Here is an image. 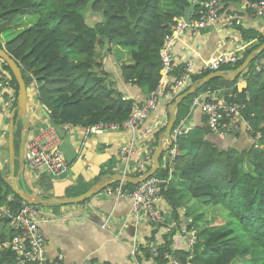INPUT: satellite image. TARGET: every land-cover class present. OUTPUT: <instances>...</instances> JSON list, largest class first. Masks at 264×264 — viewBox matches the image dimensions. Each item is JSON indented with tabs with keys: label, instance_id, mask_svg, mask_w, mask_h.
<instances>
[{
	"label": "trees",
	"instance_id": "trees-1",
	"mask_svg": "<svg viewBox=\"0 0 264 264\" xmlns=\"http://www.w3.org/2000/svg\"><path fill=\"white\" fill-rule=\"evenodd\" d=\"M161 1L125 0V10L122 0H99L91 11L87 8L88 0H0V31L10 28L26 15L33 13L38 17L35 24L3 46L0 44V49L4 48L17 62L24 77L36 82L38 102L49 111L57 126L121 125L136 105L158 90L163 80L159 50L164 37L171 33L187 6L186 0H168L173 4V12H166L159 9ZM103 6L107 7L105 16L110 15L109 38L103 37L97 30L100 24L91 27L84 19L86 14L96 19L92 12H100ZM229 29H237L245 42L253 43L239 61L219 69L220 72L233 73L264 42V34L244 29L241 25ZM99 38L102 40L99 41ZM105 41L109 44L106 52L103 50ZM112 44L128 49L129 64H118L116 67L123 83L138 91L140 99H126L122 92H118L117 82L110 78L113 75L111 64L97 55L98 48L108 55ZM72 53L82 59H73ZM261 59H264V51L256 55L248 68L233 81L213 79L177 106L174 127L188 116L195 98L205 103L219 86L228 87L222 96L241 105L243 122L240 128L250 131V135L243 132L250 143L246 145V141L234 133L220 139L207 132V119L201 115V124H197L192 136L175 139L172 176L163 191V198L171 202L182 191L179 185H187L186 193L190 200L218 207L227 216L221 218L223 223H210L209 228L202 232L192 248L190 260L188 252L172 254L165 246L157 250L154 262L169 264L165 258L169 255L178 264H264V63L256 70ZM0 61L4 72L11 77L17 94L13 75L5 62ZM184 64L177 65L169 77L170 83L183 72ZM208 74L201 69L194 70L191 80L179 95ZM173 102L172 99L157 100L154 111L160 107L165 110L157 137L166 127L168 108ZM156 121L157 117L150 123ZM20 130L21 125L17 124L15 139H19ZM257 133H260L259 140H255ZM159 164L162 166V156ZM149 169L145 168V171ZM166 174L167 171L160 168L155 176L165 177ZM122 186L127 191L136 187L130 183ZM8 194L11 198L7 200ZM23 203L11 191L0 170V208L13 215L20 211ZM5 219L7 217L0 212V226ZM200 221L202 218L194 223ZM6 224L7 235L0 232V264H15L14 254L2 247L13 236L8 219ZM194 228L197 229L196 225ZM237 229L240 231L238 235ZM189 232L186 231L187 234Z\"/></svg>",
	"mask_w": 264,
	"mask_h": 264
},
{
	"label": "crops",
	"instance_id": "crops-1",
	"mask_svg": "<svg viewBox=\"0 0 264 264\" xmlns=\"http://www.w3.org/2000/svg\"><path fill=\"white\" fill-rule=\"evenodd\" d=\"M222 9H224L223 12L236 13L244 29L264 34V21L250 16L237 2L226 3ZM0 43L5 44L4 41ZM251 44L253 43L245 42L241 38V33L237 29L222 28L220 25L200 30L196 34L187 29L176 40L173 57L177 65L191 62L194 69L199 70L209 59L222 53L236 52L242 58ZM103 58L112 66L113 75L110 78L117 82L118 92H122L126 99H140L141 94L121 80L116 67L118 63L109 54H104ZM0 72H4L1 62ZM224 73L232 74L231 72ZM34 83L33 81L27 87L29 126L26 130L23 152L35 131L48 128L44 124L41 113L33 105L32 96L36 92ZM227 89L228 87L219 86L211 93L222 96L223 92L228 91ZM12 96L16 97L14 90ZM144 98L145 96L142 95V99ZM3 104H7L6 107H2ZM14 108L15 104L11 102L10 96L0 88V170L8 186L13 182L12 167L9 165L8 128ZM164 112V108L160 107L151 113L134 134L123 130L92 131L82 126L62 127L70 134V142L77 152V157L63 174L58 176L44 174L38 177L29 173L24 162L21 165L19 159L21 132L27 123V118L26 116L14 118L17 120L16 123L21 125V130L19 139L14 138L16 129L13 132L15 153L13 176L16 180V187L21 192L38 196L43 202L37 208L40 212V229L44 236L45 254L50 261H56L61 256L63 264H159V261H151L154 258L151 253L152 249L160 251L161 248L167 246L172 254L191 252L188 246V238L191 236L186 233L183 223L188 218L193 222L190 228L194 225L197 227L198 222L194 223L196 219L208 217L209 213L190 215V209L198 206L200 201L188 199L186 203L181 204L176 201V198L168 202L162 197L159 204L163 216L162 224L154 228L141 219H134L131 212L132 202L117 193L119 185L112 186L116 183L85 201L78 202L76 199L101 183L110 181L109 178L112 176L121 173L120 162L123 149L130 143L134 149L129 165L130 175L135 173L138 164L146 168L151 165L152 155L159 143L165 149L162 154L163 168L171 149L167 140H162L161 135L156 136L164 121ZM200 115L203 116L199 107L193 106L188 116L180 120V123L187 128L188 136H192L197 124H201ZM156 117L157 121L150 123ZM240 132L242 133L238 134ZM243 132L245 131L240 128L239 124L237 132L233 135H239L248 145L250 141L247 136L245 137V133L246 135L248 133ZM187 188V185L185 187L179 185V189L184 192H187ZM121 190L125 191L123 186ZM10 198L11 194H8L7 200ZM50 200L51 202H48ZM6 223L7 221L2 227L0 226V232L4 229L8 232ZM207 227V225L204 226V228ZM196 232L200 237L201 228L199 232ZM132 250H135L138 255L133 256Z\"/></svg>",
	"mask_w": 264,
	"mask_h": 264
},
{
	"label": "built area",
	"instance_id": "built-area-1",
	"mask_svg": "<svg viewBox=\"0 0 264 264\" xmlns=\"http://www.w3.org/2000/svg\"><path fill=\"white\" fill-rule=\"evenodd\" d=\"M229 2H237L250 16L264 20V0H204L199 9L193 13L194 20H191L189 25L181 17L171 29V33L164 37L159 50L161 60L160 74L163 78L168 79V85L163 96L164 99H175L191 80L195 70L193 64L188 62L185 64L180 76L175 81L169 82L170 75L177 68V63L173 57V47L176 40L187 29L196 34L199 30L216 25H220L222 28L239 27L241 20L236 13L221 12L224 4ZM239 59L240 57L236 52L222 53L209 59L200 69L203 73L218 72L221 66L236 63ZM261 64L262 62L260 61L256 66L257 71L260 69ZM0 88L6 91L7 95L10 96L11 102L14 103L15 99L12 96L11 79L5 72L0 73ZM157 92L158 90L150 93L143 103L136 105L128 119L121 125L98 124L87 129H91L92 131L123 130L134 134L156 109L157 100H159L156 96ZM228 98L226 99L224 96H216L214 93H211L209 100L205 103L199 104L197 99L193 101V105H198L203 116L206 117L209 130L220 139L226 138L229 133L232 134L234 130L238 129V125L243 122L241 105L228 100ZM6 105L3 104L2 107H6ZM186 133L187 130L182 131L177 128L174 131V137L182 136ZM259 136L257 134V138ZM59 145L60 138L53 129L40 128L38 131H35L29 139L23 154V162L28 172L32 173L35 177L44 174L58 176L66 172L68 164L59 151ZM133 155L134 149L130 143L123 149L121 157V162L125 169H127ZM142 167V165H138L136 171L140 172ZM167 183L168 178L165 180L152 177L139 184L132 192H122L121 189H118L117 193L132 202L131 212L134 219H141V221L143 220L147 224L156 227L163 220L158 203L164 186ZM1 213L8 218V226L13 233L12 238L3 244L2 247L14 254L15 264H63L61 256L56 261H50L45 254V241L40 229V212L36 206L23 203L20 211L13 215L7 209H2ZM189 235L191 238H188V244L191 246L195 243V237L193 232ZM152 252L154 257H157L155 249ZM131 254L136 256L137 252L132 250ZM166 258L169 257L166 256ZM151 261L153 260L151 259ZM171 263L176 264L175 260H171Z\"/></svg>",
	"mask_w": 264,
	"mask_h": 264
},
{
	"label": "water",
	"instance_id": "water-1",
	"mask_svg": "<svg viewBox=\"0 0 264 264\" xmlns=\"http://www.w3.org/2000/svg\"><path fill=\"white\" fill-rule=\"evenodd\" d=\"M95 2V0H91V3L89 5V9L92 8V4ZM187 6L184 7L182 15H183V20L184 22L189 25L190 24V19H191V14L194 12V10L199 7L204 0H186ZM122 4L124 9H127L126 2L125 0H122ZM107 12V7L104 6L103 10L100 13V20H101V26L97 28L98 31H100L105 38L110 37V28H109V19L110 15L108 17L104 16V13ZM209 28V27H208ZM102 38H99V41H101ZM109 48V44L107 41H105L103 50L106 52ZM264 51V42L254 51H252L246 59L243 61V63L239 66V68L232 74L229 73H224V72H213L208 75H206L204 78H202L200 81H198L196 84L193 86H190V88L185 91L184 93L180 94L177 96L174 100V102L169 106L168 108V120L166 127L164 131L161 133L160 138L162 140H167L169 144H172L171 136L170 133L174 127L175 124V115H176V108L177 106L182 102L183 99L186 97L192 95L195 93L198 89H200L202 86L207 84L209 81L213 79H223L225 81H233L235 78H237L243 71L247 69V67L250 65V63L254 60L255 56L258 55ZM0 59L5 62L7 67L9 68L11 74L14 77V80L16 81L17 84V89H18V94H17V100H16V107L11 113L10 116V123H9V128H8V148H9V165L12 167V172H11V177L13 179V182L9 184V187L11 191L19 197L23 202L30 204V205H35L39 206L43 202L39 200L38 196H33L24 192H21L17 187H16V180L15 177L13 176V168H14V162H15V153H14V147H13V132L16 129V122L17 120H14V118H20L22 116H26L27 123L24 125V128L21 132V147H20V164H23V146H24V141H25V135H26V130L28 128V116H27V100H28V90L26 88V85L31 82L30 78L24 77L21 72L20 66L17 64V62L11 58L7 52L4 49H0ZM168 85V79L163 78L159 88L158 92L156 94L158 99H162L164 96L165 89ZM32 101L33 105L37 108V110L41 113L42 119L46 121L47 125L55 130V132L58 134V136L61 138L62 142L60 144V151L65 159V161L70 165L74 162V160L77 157V152L72 146L70 142V134L63 128L57 126L54 124L52 121L51 117L47 113L46 109L39 104L38 102V96L37 94H34L32 96ZM207 129V128H206ZM207 132L209 130L207 129ZM165 151L164 147L162 146L161 143L158 144L154 154L152 155L151 161H152V166L150 170H148L146 173L142 174L141 176L135 177V178H128V177H122L120 175L117 176H112L109 178L110 181L108 182H103L101 183L98 187L88 191L87 193L81 195L80 197L76 198L78 202H82L87 200L89 197L92 195L97 194L99 191H102L103 189L107 188L108 186L116 183V182H125V183H130L137 185L139 183L144 182L148 178L154 176L157 171L160 169L159 165V158ZM113 178V179H112ZM112 179V180H111ZM48 202H51L48 201ZM8 219V218H7ZM7 219L4 220V222L1 224V227L5 224Z\"/></svg>",
	"mask_w": 264,
	"mask_h": 264
},
{
	"label": "rangeland",
	"instance_id": "rangeland-1",
	"mask_svg": "<svg viewBox=\"0 0 264 264\" xmlns=\"http://www.w3.org/2000/svg\"><path fill=\"white\" fill-rule=\"evenodd\" d=\"M159 9L162 11H166V12H173V4H172V2H170L168 0H162L160 2ZM37 19H38L37 15L32 13V14L24 16L22 19L20 18V19L16 20L10 28L8 27V28H5V29L0 31V41H4L5 43H8L10 40L13 39V37L15 35L20 33L22 30H24V29L28 28L29 26L35 24ZM84 19H85L86 23L91 27L96 25L98 22L97 18L93 19L91 14L90 15H87V14L84 15ZM96 53L98 56H104V52H102L100 48L97 49ZM108 54L118 64H129V62H130L128 49L122 48L118 45L112 44ZM71 55L73 56V59H75V60H81L82 59V57L77 56L73 53ZM1 64L3 65L2 62H1ZM175 198H176V201L178 203L184 204L189 199V196L187 195L186 192L180 191L176 195ZM201 213H204V215H207V213H209L207 218L204 217L202 219V221L198 222V224L199 223L201 224L200 228H201L202 232L205 229L209 228L210 223L213 225H219V224L223 223L224 221H222L221 218H226V216H227V215H225V213L220 208L213 207V206H207V205H204L202 203H199L198 206L192 207L190 209V215L195 216V215L201 214ZM205 225H207L208 227L204 228ZM235 231H236L237 235L240 232L238 229ZM1 233L4 235H7V233H8L7 229H4Z\"/></svg>",
	"mask_w": 264,
	"mask_h": 264
},
{
	"label": "clouds",
	"instance_id": "clouds-1",
	"mask_svg": "<svg viewBox=\"0 0 264 264\" xmlns=\"http://www.w3.org/2000/svg\"><path fill=\"white\" fill-rule=\"evenodd\" d=\"M203 3V2H202ZM201 6V5H200ZM199 6V7H200ZM199 7H197L195 10H194V12L193 13H195L198 9H199ZM191 14V19H190V21L192 20V18L194 17V14ZM182 18H183V15H182ZM193 21V20H192ZM207 29V28H206ZM204 30V29H203ZM200 31V30H199ZM198 31V32H199ZM5 43V42H4ZM1 44V43H0ZM4 45V44H3ZM2 45V46H3ZM2 49H4V48H2ZM256 57V56H255ZM241 58V57H240ZM1 60V59H0ZM240 60V59H239ZM238 60V61H239ZM263 60L264 59H261V60H259L258 61V64H259V62L261 61L262 63H264L263 62ZM3 61V60H2ZM1 62V61H0ZM257 66V65H256ZM248 68V67H247ZM218 72H220V71H218ZM210 74V73H209ZM8 75V74H7ZM9 76V75H8ZM10 77V76H9ZM27 78H30V77H27ZM10 79H11V77H10ZM31 79V82H29L27 85H26V88L28 87V85L29 84H31V83H33V79L32 78H30ZM35 82V81H34ZM34 85H35V89L37 88V84H36V82L34 83ZM193 86V85H192ZM11 89H12V92H13V90H14V88H13V86H12V79H11ZM15 91V90H14ZM15 93H16V91H15ZM17 94H18V92H17ZM17 94H16V97H14V99H15V101H14V103L13 104H15V107H16V100H17ZM35 94H37V91L35 92ZM179 96V95H178ZM146 99V98H145ZM195 99H197L198 100V103L200 104L201 102H200V99L197 97V98H195ZM194 99V100H195ZM173 100H175V99H173ZM193 100V101H194ZM193 101H192V105H191V107H193V106H196V107H199L198 105H193ZM202 104V103H201ZM43 106V105H42ZM44 107V106H43ZM45 108V107H44ZM15 109V108H14ZM46 109V108H45ZM199 109H200V107H199ZM46 111H47V109H46ZM200 112H201V110H200ZM47 113L49 114V111H47ZM201 114H202V112H201ZM203 115V114H202ZM50 116V115H49ZM168 120V119H167ZM44 124L48 127V128H51V127H49L48 125H47V123H46V121L44 120ZM241 124V123H240ZM90 127H93V126H88V127H86V129L87 128H90ZM62 128V127H61ZM177 128H179L180 130H182V131H184V130H187V128H185V126H183L180 122L178 123V126L177 127H173V129H172V131H171V133H170V136H171V140H172V144L170 145V151H169V156H168V159H167V161L165 162V165L163 166V169L164 170H166L167 171V174H166V176L165 177H157V178H161V179H165V180H167V178H168V183L164 186V189L166 188V186H168L169 185V183H170V180H171V176H172V170H173V162H174V158H175V153H176V151H175V147H173V143H174V141H175V139L177 138V137H187L188 136V134L186 133V134H183L182 136H176V137H174V131L177 129ZM207 128H208V126H207ZM51 129H53V128H51ZM64 129V128H63ZM54 130V129H53ZM66 130V129H65ZM208 130H209V128H208ZM55 131V130H54ZM210 131V130H209ZM211 132V131H210ZM246 132L250 135V131H248L247 129H246ZM56 133V132H55ZM212 133V132H211ZM232 133H236L235 131L234 132H232ZM57 134V133H56ZM213 135H215L214 133H212ZM257 134H259L260 135V133H257ZM257 134H256V137H255V140H259L260 139V136H259V138H257ZM58 135V134H57ZM230 135H232V134H229L228 136H230ZM217 136V135H216ZM59 137V136H58ZM218 137V136H217ZM60 138V137H59ZM219 138V137H218ZM225 139V138H224ZM61 142H62V140H61V138H60V144H61ZM59 151H60V145H59ZM61 152V151H60ZM173 152H174V156H173ZM23 154H24V152H23ZM62 154V153H61ZM63 156V155H62ZM162 156V155H161ZM160 156V157H161ZM133 158V157H132ZM132 158H131V160H130V162H129V165L131 164V161H132ZM160 159V158H159ZM23 160V159H22ZM171 161V162H170ZM67 163V162H66ZM121 163V165H122V171H121V173L119 174L120 176H122V177H128V178H135V177H138V176H141L142 174H144V173H146L147 171H145V168H146V166H143L142 164H138V165H142L143 167H142V169H141V171L140 172H137V171H135V173H133L132 175H130L129 174V165L127 166V169H125L124 168V165L122 164V162H120ZM68 164V163H67ZM137 165V166H138ZM160 165V164H159ZM137 166H136V169H137ZM151 166H152V162H151V165L149 166L150 168H151ZM68 167H69V164H68ZM160 168H162V166H160ZM150 170V169H149ZM125 171V173L123 174V172ZM138 174V175H137ZM152 177H156L155 175L154 176H152ZM152 177H150V178H152ZM150 178H148V179H150ZM147 179V180H148ZM146 181V180H145ZM144 181V182H145ZM118 185H119V189H121V187H122V185L125 183V182H116ZM143 183V182H142ZM139 184H141V183H139ZM139 184H137V185H135L136 187L139 185ZM135 187V188H136ZM135 188L133 189V190H135ZM164 189H163V191H164ZM132 190V191H133ZM132 191H127V190H125V191H122V192H132ZM163 191H162V194H161V197H160V201H161V198L163 197ZM160 201H159V203H158V207H159V204H160ZM25 203V202H24ZM33 206H35V205H33ZM37 207V206H36ZM3 209H5V208H3ZM1 210L2 209H0V212H1ZM163 217V216H162ZM162 224V223H161ZM160 224V225H161ZM193 224V222H192V220L191 219H186L185 220V222L183 223V227H185L186 228V231H190L189 232V234L190 233H194V237H195V243L193 244V245H189L188 244V246H189V248L191 249V252L189 253L190 255L188 256V260H190L191 259V253H192V248H193V246L196 244V241H197V238H198V233L196 232V231H198L199 232V228H200V226H201V224L199 223V225L197 226V229L196 228H194V227H192V228H190V226ZM159 225V226H160ZM151 226V225H150ZM152 227H154V226H152ZM156 227H158V226H156ZM156 227H154V228H156ZM193 230V231H192ZM153 250V249H152ZM152 250H151V253L153 254V252H152ZM157 250L158 249H155V251L157 252ZM159 251V250H158ZM138 255V254H137ZM136 255V256H137ZM169 258H166V256H165V258L168 260V262L170 263V264H172L171 263V260H175L172 256H169V255H167ZM153 260V259H152ZM153 262H154V260H153ZM175 262H176V260H175ZM176 264H178L177 262H176ZM187 264H189V263H187Z\"/></svg>",
	"mask_w": 264,
	"mask_h": 264
},
{
	"label": "flooded vegetation",
	"instance_id": "flooded-vegetation-1",
	"mask_svg": "<svg viewBox=\"0 0 264 264\" xmlns=\"http://www.w3.org/2000/svg\"><path fill=\"white\" fill-rule=\"evenodd\" d=\"M88 1H89V3H88L87 8L89 9V5H90V3H91V0H88ZM98 1H99V0H95V2L92 4V7H93V5H94L96 2H98ZM103 7H104V6H103ZM102 10H103V9H102ZM102 10H101V11H102ZM91 11H92V8H91ZM101 11H100V12H95V11L92 12L93 16L96 17L97 20H98L97 23L100 24L98 27L101 26V20H100L101 18H100V16H99L100 13H101ZM105 13H106V12H105ZM105 13H104V16H105ZM88 14H90V12H89ZM105 17H107V16H105ZM98 27H97V28H98Z\"/></svg>",
	"mask_w": 264,
	"mask_h": 264
},
{
	"label": "bare ground",
	"instance_id": "bare-ground-1",
	"mask_svg": "<svg viewBox=\"0 0 264 264\" xmlns=\"http://www.w3.org/2000/svg\"><path fill=\"white\" fill-rule=\"evenodd\" d=\"M193 33V32H192Z\"/></svg>",
	"mask_w": 264,
	"mask_h": 264
}]
</instances>
